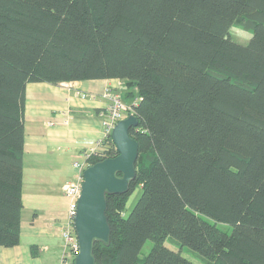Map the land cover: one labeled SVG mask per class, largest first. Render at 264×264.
Instances as JSON below:
<instances>
[{
	"label": "trees",
	"instance_id": "trees-1",
	"mask_svg": "<svg viewBox=\"0 0 264 264\" xmlns=\"http://www.w3.org/2000/svg\"><path fill=\"white\" fill-rule=\"evenodd\" d=\"M112 78L139 157L107 195L97 264H197L168 237L206 264H264V0H0V245L20 242L27 85ZM117 154L110 134L88 163Z\"/></svg>",
	"mask_w": 264,
	"mask_h": 264
},
{
	"label": "crops",
	"instance_id": "crops-1",
	"mask_svg": "<svg viewBox=\"0 0 264 264\" xmlns=\"http://www.w3.org/2000/svg\"><path fill=\"white\" fill-rule=\"evenodd\" d=\"M122 83L112 78L27 85L20 242L0 245V264H65L63 186L73 173L63 178L62 161L74 167L103 136L101 111L110 103L103 92L108 85H119L115 89L122 94ZM83 92L95 97H82Z\"/></svg>",
	"mask_w": 264,
	"mask_h": 264
},
{
	"label": "water",
	"instance_id": "water-1",
	"mask_svg": "<svg viewBox=\"0 0 264 264\" xmlns=\"http://www.w3.org/2000/svg\"><path fill=\"white\" fill-rule=\"evenodd\" d=\"M138 124V116L134 113L119 120L112 131L118 154L91 164L84 170L82 193L74 219L80 244L74 264H97L95 243L101 241L105 245L110 244L107 195L127 192L136 178L139 143L130 135V128Z\"/></svg>",
	"mask_w": 264,
	"mask_h": 264
},
{
	"label": "built area",
	"instance_id": "built-area-1",
	"mask_svg": "<svg viewBox=\"0 0 264 264\" xmlns=\"http://www.w3.org/2000/svg\"><path fill=\"white\" fill-rule=\"evenodd\" d=\"M82 94L85 95L87 93L83 92ZM103 96L110 101L109 105L101 113L104 136L102 138H99L94 146L86 148L83 151V156L85 157V159L83 161L75 162V166L79 170L77 178L73 181L67 182L64 186L65 195L69 200L67 208V224L62 231L66 247L65 254L74 252L77 255L80 250V244L74 225V219L78 209V200L82 193L84 170L90 164L88 163V159L93 154H98L100 150H102L105 139L112 133L116 123L132 112V105L130 106L126 104L121 99L122 96L119 93L113 91L111 88L107 87L103 92Z\"/></svg>",
	"mask_w": 264,
	"mask_h": 264
},
{
	"label": "rangeland",
	"instance_id": "rangeland-1",
	"mask_svg": "<svg viewBox=\"0 0 264 264\" xmlns=\"http://www.w3.org/2000/svg\"><path fill=\"white\" fill-rule=\"evenodd\" d=\"M230 33H231V36L232 38L239 42V43H242V44H247L249 39L251 38V33L248 32V31H245V30H242L240 29L239 27L237 26H232V28L230 29ZM55 85V84H54ZM119 85L117 86H114V85H108L107 87L111 88L113 91L119 93L121 96V92L118 91L117 89H115L116 87H118ZM106 87V88H107ZM82 97H95L94 94H90V93H87L85 95H82ZM124 97V98H123ZM121 99L128 105H130L131 103H133V101H131L130 99H126L127 97L123 96ZM109 105V104H108ZM102 118V116H101ZM104 136V134H103ZM102 136V137H103ZM101 137V138H102ZM99 140V139H98ZM96 143V142H95ZM95 145V144H94ZM93 145V146H94ZM92 147V146H90ZM88 147V148H90ZM68 157V156H67ZM74 167L71 165L70 162H66L65 160L62 161V169H63V172H62V176L63 178H69L72 173H73V176L75 177V179L77 178V175H78V168L75 166V162H74ZM74 168V169H73ZM76 172V174H75ZM72 176V178H70L69 180L70 181H73L75 179H73L74 177ZM72 179V180H71ZM68 181V182H70ZM67 183V182H66ZM65 183V184H66ZM64 184V186H65ZM64 186H63V191H64V194H65V190H64ZM141 193H142V189L141 188H137L136 191L132 194V196L130 197L129 201H128V206H127V212H130L133 208V206L135 205V203L138 201L139 197L141 196ZM64 205H65V208H66V205H67V208H68V199L66 197H64ZM68 211V210H67ZM67 219H68V215H67ZM67 224V222H66ZM65 224V226H66ZM64 226V227H65ZM218 226L220 228H223L225 230H227L228 232H231L232 231V225L230 224H223V223H219ZM63 227V228H64ZM63 231V229H62ZM153 240L151 239H148L143 248H142V252H141V256H144L145 254L148 253V251L151 249V247L153 246ZM166 244L170 247H173L175 250H178V251H181V253L186 256L187 258L191 259L192 261H194L195 263L197 264H206L204 258L195 250L191 249L190 247L184 245V246H181L179 245L178 243L174 242L171 237H168L166 239ZM64 246H65V242H64ZM65 252H66V247H65ZM64 252V254H65ZM76 254L74 252H70V254L66 253L63 257V260H64V263L65 264H70V262L72 261V258L75 257ZM75 259V258H74ZM73 263H74V260H73Z\"/></svg>",
	"mask_w": 264,
	"mask_h": 264
},
{
	"label": "clouds",
	"instance_id": "clouds-1",
	"mask_svg": "<svg viewBox=\"0 0 264 264\" xmlns=\"http://www.w3.org/2000/svg\"><path fill=\"white\" fill-rule=\"evenodd\" d=\"M131 113H133V112H131ZM131 113H130V114H131ZM127 116H128V115H127ZM127 116H126V117H127ZM124 118H125V117H124ZM111 135H112V133H111ZM89 165H91V164H89ZM89 165H88V166H89ZM86 168H87V167H86ZM86 168H85V169H86ZM75 257H76V256H75Z\"/></svg>",
	"mask_w": 264,
	"mask_h": 264
}]
</instances>
